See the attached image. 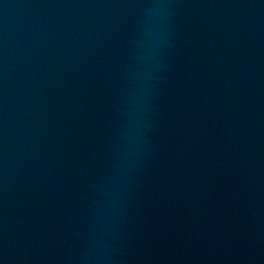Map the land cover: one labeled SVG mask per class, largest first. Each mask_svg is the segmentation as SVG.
<instances>
[{
    "label": "water",
    "instance_id": "water-1",
    "mask_svg": "<svg viewBox=\"0 0 264 264\" xmlns=\"http://www.w3.org/2000/svg\"><path fill=\"white\" fill-rule=\"evenodd\" d=\"M14 0H0V15Z\"/></svg>",
    "mask_w": 264,
    "mask_h": 264
}]
</instances>
